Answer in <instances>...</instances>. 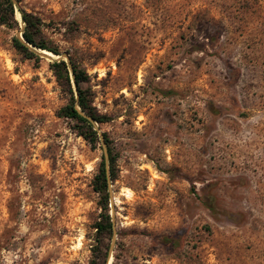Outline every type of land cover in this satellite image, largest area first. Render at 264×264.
Returning <instances> with one entry per match:
<instances>
[{
  "label": "rangeland",
  "instance_id": "rangeland-1",
  "mask_svg": "<svg viewBox=\"0 0 264 264\" xmlns=\"http://www.w3.org/2000/svg\"><path fill=\"white\" fill-rule=\"evenodd\" d=\"M14 1L16 23L0 22V264H89L96 244L107 145L57 116L58 57L87 71L106 116L105 264H264V0ZM18 8L57 57L13 46Z\"/></svg>",
  "mask_w": 264,
  "mask_h": 264
},
{
  "label": "trees",
  "instance_id": "trees-1",
  "mask_svg": "<svg viewBox=\"0 0 264 264\" xmlns=\"http://www.w3.org/2000/svg\"><path fill=\"white\" fill-rule=\"evenodd\" d=\"M14 0H0V22L16 23ZM20 18L24 23L21 32L22 40L14 36L13 46L29 58H39L38 50H46L59 54V50L50 46L43 37L41 18L22 8H18ZM31 46L32 48H30ZM50 69L55 80L67 96L66 103L59 108L57 116L72 121L76 134L84 138L91 146L103 141L107 145V153L102 155L96 174L92 180L93 190L98 194V205L101 209L98 219L94 223L95 241L92 246V257L89 264H105L108 252H101V239L106 235H113L114 222L109 213L110 184L116 178L114 170V157L109 149L106 133H100L95 123L106 121V116L99 114L92 105V96L88 87L90 76L87 71L79 67L71 58L66 61L63 58L53 59Z\"/></svg>",
  "mask_w": 264,
  "mask_h": 264
},
{
  "label": "bare ground",
  "instance_id": "bare-ground-1",
  "mask_svg": "<svg viewBox=\"0 0 264 264\" xmlns=\"http://www.w3.org/2000/svg\"><path fill=\"white\" fill-rule=\"evenodd\" d=\"M41 51L45 52L46 55L48 54L49 56H52V57H53V56H54V57H57V56H58V55L56 56L55 54H53V53H51V52H49V51H46V50H41Z\"/></svg>",
  "mask_w": 264,
  "mask_h": 264
},
{
  "label": "water",
  "instance_id": "water-1",
  "mask_svg": "<svg viewBox=\"0 0 264 264\" xmlns=\"http://www.w3.org/2000/svg\"><path fill=\"white\" fill-rule=\"evenodd\" d=\"M21 38H22V36H21ZM40 54H43V55H44L45 52H43V51L40 50ZM59 58H60V57H58L57 59H59Z\"/></svg>",
  "mask_w": 264,
  "mask_h": 264
}]
</instances>
